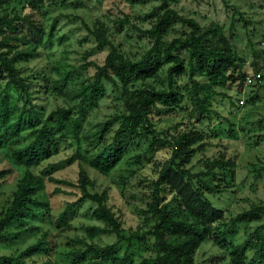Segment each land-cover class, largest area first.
Masks as SVG:
<instances>
[{
	"label": "rangeland",
	"instance_id": "obj_1",
	"mask_svg": "<svg viewBox=\"0 0 264 264\" xmlns=\"http://www.w3.org/2000/svg\"><path fill=\"white\" fill-rule=\"evenodd\" d=\"M34 0H0L1 15H23L30 11ZM178 0L172 7L186 18L195 19L207 29L218 27L228 37L238 59L246 62L247 77L261 73L260 81L248 84L220 86L211 84L209 76L197 73L194 80L185 76L179 80L185 100L175 116L154 118V128L161 138L173 141L182 133L201 132L205 146L193 158L190 167L194 173H206L208 167L218 160L231 163V168H216L215 177H203L211 186L222 189L220 194H207L215 207L224 211V220L217 223V229L224 231L241 213L252 207L264 206V0ZM37 9L43 15L47 32L55 24L51 40H45L32 60L17 65L22 77L27 79L31 103L45 116L59 108L73 109L74 117H82L83 130L79 138H70L62 143L59 153L31 169L41 174L49 165L56 168L50 177L61 184L46 180L44 189L35 199L48 204L41 214L15 223L4 231L8 239L0 243V256H17L35 244L43 234L52 233L54 251L49 258L36 257L29 264H100L88 255L82 263H75V252L85 250L78 240L96 246L119 243L118 255L129 253L134 264H155L156 247L154 240H133V235H145L152 226V218L146 213L152 194V181L163 164L171 158L170 145L159 150H149L151 141L143 140L130 146L124 159L109 174H103L89 164L106 145H109L118 128L110 126L103 143L96 135L99 128L125 112L123 90L104 83L102 97L93 105L82 104L72 99L70 90L92 79L96 69L92 63L103 65L111 47L98 49V42L92 32L103 29L110 43L124 56L139 59L152 45L151 39L138 29L148 30L153 21L148 17L159 0H35ZM237 9L248 22L235 13ZM187 27L174 26L165 40L183 37L189 33ZM186 61L187 53H183ZM91 65V66H90ZM70 71L67 83L69 94H60L61 73ZM193 81L199 85L212 86L203 90L199 99L205 102L209 114L202 115L195 101ZM5 85V80L0 81ZM144 85L157 89L166 87V68L155 79L137 82L132 91ZM14 101L23 106L25 99L11 92ZM243 100L244 104L240 101ZM23 142L17 147L29 145L33 138L24 132ZM12 145L0 149V171L12 170L0 189V214L8 207L18 182L26 168L17 165L11 158ZM72 160L70 164L68 161ZM83 169L89 181L88 191L101 195L104 203L115 214L121 224L123 237L106 234L91 240L85 233L89 226L105 225L92 218L95 205L88 201L65 222V231L57 228L56 220L72 203L81 196L79 173ZM60 189V193H56ZM57 225V226H56ZM68 225V226H67ZM264 225L261 221L238 224L227 242L245 248L249 259L255 257L264 231L257 229ZM35 231L27 232V229ZM197 264H229L230 249L221 248L212 240H207L195 256Z\"/></svg>",
	"mask_w": 264,
	"mask_h": 264
},
{
	"label": "trees",
	"instance_id": "obj_2",
	"mask_svg": "<svg viewBox=\"0 0 264 264\" xmlns=\"http://www.w3.org/2000/svg\"><path fill=\"white\" fill-rule=\"evenodd\" d=\"M159 1L160 4L148 15L153 21L152 27L148 30L138 29L151 39L152 45L137 60L127 58L118 51L108 41L103 29L92 32L97 39L98 49L110 46L111 51L103 65L91 64L96 69L95 74L90 81L70 90L72 99L93 105L102 97L104 83H108L123 90L125 112L99 128L95 136L102 144L109 127L118 124L111 143L96 154L89 164L95 170L109 174L136 142L151 141L150 151L170 145L171 158L163 164L157 179L152 181V194L146 211L152 218V226L145 235L136 234L130 240L143 241L147 236L152 238L157 254L155 264H197L196 253L207 240L214 241L221 248L230 249L229 264H264V236L252 259L248 258L245 248L227 242L229 233L233 235L238 224L261 221L264 206L252 207L239 214L224 231L215 226L224 220L225 213L214 206L207 194H220L223 191L218 186L208 184L203 177H215L216 168H231V163L218 160L208 167L206 173H194L190 164L205 146L204 135L190 131L168 141L161 138L153 124L155 117L175 116L181 109L185 100L179 84L181 78L189 76L194 80V76L201 73L209 76L211 84L241 86L247 77L246 62L238 59L230 40L220 28L214 26L204 29L195 19L181 16L172 7L178 0ZM223 1L226 8H230L228 2ZM29 9L23 15L0 14V81L5 80V85L0 84V149L8 145L16 147L11 150V158L17 165L26 168L11 202L0 214V243L10 236L4 234L7 228L48 209L47 203L35 199L44 189L46 180L72 184L50 177L56 168L55 164L49 165L38 175L31 169L58 154L62 143L70 138H79L83 130L82 117H74L73 109L59 108L45 116L30 101L27 79L21 76L17 65L34 58L45 40H51L56 25L47 32L35 0ZM234 10L247 25L244 15ZM178 24L187 27L189 33L167 42L166 36ZM184 52L189 55L188 61L183 57ZM164 68L166 87L157 89L152 85H144L134 91L130 89L137 82L144 83L157 78ZM59 74L62 84L56 86V90L67 95L70 93L67 83L71 73L67 71ZM208 89H212V86L199 85L193 81L195 101L204 116H208L209 111L204 106L205 102L201 103L199 95ZM12 91L25 99L22 107L14 101ZM27 131L33 138L32 142L25 147H17L25 140L23 133ZM68 162L71 164L73 161ZM11 173L10 169L0 171V189ZM79 174L81 196L67 204L56 220L57 228L65 231V222L71 214L90 201L96 207L92 211V218L105 226L86 227L87 237L94 240L102 235L115 234L117 238H122L123 230L115 214L104 203L101 195H93L88 191L89 181L85 171L81 169ZM60 192L57 189L56 193ZM35 230L29 228L27 232ZM257 230L264 231V225ZM53 238L52 233H45L19 255L0 256V264H29L28 261L36 257L49 258L54 251ZM77 242L82 243L85 250L73 253L75 263H82L91 255L100 264H134L128 252L123 257L118 255L119 243L101 247L82 240Z\"/></svg>",
	"mask_w": 264,
	"mask_h": 264
},
{
	"label": "built area",
	"instance_id": "obj_3",
	"mask_svg": "<svg viewBox=\"0 0 264 264\" xmlns=\"http://www.w3.org/2000/svg\"><path fill=\"white\" fill-rule=\"evenodd\" d=\"M261 77H262V74L257 73L254 76L247 77V82H248V84H254L257 80L260 81ZM240 103L244 104V101L241 100Z\"/></svg>",
	"mask_w": 264,
	"mask_h": 264
}]
</instances>
